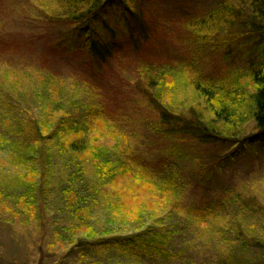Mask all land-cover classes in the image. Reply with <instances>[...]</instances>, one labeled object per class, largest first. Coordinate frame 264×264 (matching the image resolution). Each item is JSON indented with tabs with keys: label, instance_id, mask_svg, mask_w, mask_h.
<instances>
[{
	"label": "trees",
	"instance_id": "obj_1",
	"mask_svg": "<svg viewBox=\"0 0 264 264\" xmlns=\"http://www.w3.org/2000/svg\"><path fill=\"white\" fill-rule=\"evenodd\" d=\"M54 1L65 13L56 20H66L74 28L71 36L99 63L111 60L118 46L152 44L149 55H138L136 78L142 109L150 117L147 135L162 151L157 163L147 159L127 141L122 118L105 106L87 103L86 107L80 97H69L59 80H49L36 93L20 120L0 113L9 129H0V145H9L8 158L16 165L18 188L11 209L21 213L25 208V216L37 220L44 235L50 216L48 197L58 188L61 163L83 173L86 180L92 178L96 190L115 187L123 176L144 195L156 200L170 195L169 205L179 206L183 194L164 161L191 162V172L202 182L205 176L216 181L229 167L257 152L264 157V0H225L201 15L185 11L177 28L166 15L150 18L146 0ZM161 37L171 39L174 51L161 48ZM210 57L219 59L216 71L204 66ZM18 80L10 82V89L18 86ZM1 103L9 111L13 105L22 106L11 93L1 97ZM88 169L92 177L86 174ZM77 191V183H70L62 192L66 197L59 199L71 216L82 211ZM137 191L133 197L140 201ZM194 213L193 221L200 225L210 214L206 209ZM239 236L245 259L231 255L228 261L264 264V237ZM168 237L165 229L83 241V255L117 252L132 259L144 255L172 261L175 254L167 251Z\"/></svg>",
	"mask_w": 264,
	"mask_h": 264
},
{
	"label": "rangeland",
	"instance_id": "obj_2",
	"mask_svg": "<svg viewBox=\"0 0 264 264\" xmlns=\"http://www.w3.org/2000/svg\"><path fill=\"white\" fill-rule=\"evenodd\" d=\"M224 1L146 0L144 8L150 18L166 15L177 28L182 12L201 15ZM64 14L54 0H0V98L11 93L22 105H13L9 111L1 103L0 113H11L20 120L36 93L49 80H59L69 97L76 95L85 105L105 106L117 119L122 118L127 141L157 163L162 148L147 135L150 117L142 109L141 84L136 78L138 55H149L152 44L118 46L111 60L99 63L86 53L74 34L71 36L74 28L64 19L56 20ZM166 38L161 48L174 51L171 39ZM218 64L216 57L204 62L209 72L216 71ZM16 79L18 86L10 89V82ZM3 116L0 129L6 132L9 129ZM8 156L9 145H0V264H232L228 261L231 255L245 259L239 235L264 237V157L259 152L229 167L216 181L205 176L201 182L191 172V162L164 161L165 167L173 169L172 177L183 194L179 206L169 205L170 195L158 200L144 195L123 176L115 187L96 190L92 178L86 180L83 173L70 171L67 163H61L56 175L58 188L48 197L47 235L41 232L37 220L25 216V208L21 213L11 209L18 187L14 181L16 165ZM87 173L92 177L89 169ZM70 183L79 187L82 211L77 216L69 215V209L59 200ZM134 191L140 201L133 197ZM202 209L213 215L200 225L193 219L194 211ZM165 229L170 239L167 251L175 254L172 261L144 255L132 259L117 252L83 255V241L94 243Z\"/></svg>",
	"mask_w": 264,
	"mask_h": 264
},
{
	"label": "bare ground",
	"instance_id": "obj_3",
	"mask_svg": "<svg viewBox=\"0 0 264 264\" xmlns=\"http://www.w3.org/2000/svg\"><path fill=\"white\" fill-rule=\"evenodd\" d=\"M140 196V195H139Z\"/></svg>",
	"mask_w": 264,
	"mask_h": 264
}]
</instances>
